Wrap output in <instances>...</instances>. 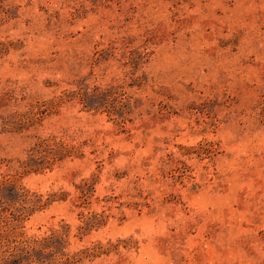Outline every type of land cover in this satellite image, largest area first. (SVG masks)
<instances>
[{
    "label": "rangeland",
    "instance_id": "rangeland-1",
    "mask_svg": "<svg viewBox=\"0 0 264 264\" xmlns=\"http://www.w3.org/2000/svg\"><path fill=\"white\" fill-rule=\"evenodd\" d=\"M17 259L264 264V0H0Z\"/></svg>",
    "mask_w": 264,
    "mask_h": 264
},
{
    "label": "trees",
    "instance_id": "trees-1",
    "mask_svg": "<svg viewBox=\"0 0 264 264\" xmlns=\"http://www.w3.org/2000/svg\"><path fill=\"white\" fill-rule=\"evenodd\" d=\"M12 188H13V186H12ZM14 191H15V189H13ZM13 192V191H12ZM90 216H93V215H90ZM56 239V240H58L59 242L61 241V239L60 238H58V237H56L55 235H49V236H45V237H42L41 239H37V240H32V242L34 243V244H37V245H39V249H34V251H36V250H40L41 248H45V247H47V243H48V241L49 240H52V239ZM30 249H27L25 252L26 253H28V251H29ZM18 260V259H17ZM13 263V262H12ZM17 263L19 264L20 262H19V260L17 261Z\"/></svg>",
    "mask_w": 264,
    "mask_h": 264
}]
</instances>
